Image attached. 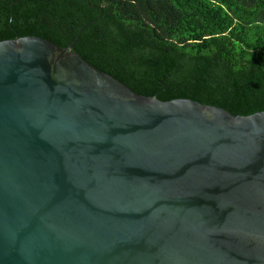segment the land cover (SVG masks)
<instances>
[{"label": "water", "instance_id": "95a60500", "mask_svg": "<svg viewBox=\"0 0 264 264\" xmlns=\"http://www.w3.org/2000/svg\"><path fill=\"white\" fill-rule=\"evenodd\" d=\"M84 25L0 40V264H264V110L139 94Z\"/></svg>", "mask_w": 264, "mask_h": 264}, {"label": "trees", "instance_id": "16d2710c", "mask_svg": "<svg viewBox=\"0 0 264 264\" xmlns=\"http://www.w3.org/2000/svg\"><path fill=\"white\" fill-rule=\"evenodd\" d=\"M84 23L72 48L139 94L264 110V0H0V40Z\"/></svg>", "mask_w": 264, "mask_h": 264}]
</instances>
